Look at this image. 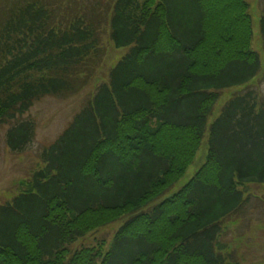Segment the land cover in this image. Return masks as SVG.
<instances>
[{
    "label": "trees",
    "instance_id": "1",
    "mask_svg": "<svg viewBox=\"0 0 264 264\" xmlns=\"http://www.w3.org/2000/svg\"><path fill=\"white\" fill-rule=\"evenodd\" d=\"M259 24L264 45V14ZM107 25L128 51L43 151L27 189L0 204V264H233L224 222L264 200L250 190L264 187V97L247 89L209 118L222 91L261 72L247 0H0L8 145L32 142L33 122L20 119L35 101L95 78ZM207 130L204 164L155 203ZM120 218L110 240L71 247Z\"/></svg>",
    "mask_w": 264,
    "mask_h": 264
},
{
    "label": "rangeland",
    "instance_id": "2",
    "mask_svg": "<svg viewBox=\"0 0 264 264\" xmlns=\"http://www.w3.org/2000/svg\"><path fill=\"white\" fill-rule=\"evenodd\" d=\"M249 13L252 17V48L261 59V72L250 83L228 88L222 91L221 96L209 118V125L218 117L223 105L235 94L247 89H254L259 96L264 97V45L261 36L260 18L264 14V0H247ZM100 35L101 47L105 54L95 78L87 81V85L80 91L69 95H47L35 101L34 105L20 120H31L34 124L35 135L32 142L23 151H14L8 145V129L15 123L2 125L0 128V204L10 201L13 197L27 189L32 174L43 168V151L55 142L92 96L98 85L107 80L108 71L128 51V48H115L110 42L109 28L102 27ZM207 130L194 162L189 166L185 175L167 193L155 203L171 196L183 187L195 175L197 170L206 161L208 153ZM264 188V187H263ZM262 188V189H263ZM259 186L250 185L255 197H263V190ZM252 197L251 202L243 209L238 220L224 222L220 243L225 253L233 255V264H264V200ZM150 207V206H148ZM147 207V208H148ZM146 208V209H147ZM124 219L120 218L108 225H103L89 232L86 237L80 238L71 247L76 248L85 244H92L96 239L110 240ZM230 262V263H232Z\"/></svg>",
    "mask_w": 264,
    "mask_h": 264
}]
</instances>
